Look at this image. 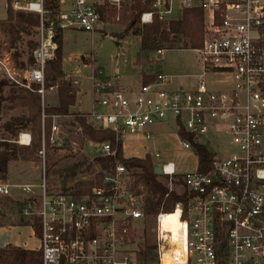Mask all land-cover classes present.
Wrapping results in <instances>:
<instances>
[{
  "label": "built area",
  "instance_id": "obj_1",
  "mask_svg": "<svg viewBox=\"0 0 264 264\" xmlns=\"http://www.w3.org/2000/svg\"><path fill=\"white\" fill-rule=\"evenodd\" d=\"M4 1L7 14L11 9L37 15V45L34 62L22 69L10 56H1L0 75L44 97L45 67L55 56L56 36L66 30L103 29L109 9L132 10L135 0ZM140 1L150 6L141 13V24L155 16L169 22L186 8L203 10L197 84L172 88L171 78L158 72L154 80L126 91L110 89L99 72L91 76L88 121L114 131L122 142L128 131L146 132L173 117L186 148L194 149L193 143L181 131L214 155L208 169L198 164L181 176L173 162L158 166L169 190L185 194L186 200L174 207L179 211L178 235L164 227L166 211L154 215L157 264H264V0ZM34 83L40 87L35 89ZM57 130L54 121L50 143L57 141ZM31 141L29 131L20 132L18 142ZM97 145L101 154L112 152L108 141ZM45 151L43 127L39 152ZM134 179L133 170L117 164L88 192H49L44 183L41 199L23 207L26 215L39 219L42 264H140L141 250L131 245L146 213L131 189ZM9 192L10 185L0 180V195Z\"/></svg>",
  "mask_w": 264,
  "mask_h": 264
},
{
  "label": "rangeland",
  "instance_id": "obj_2",
  "mask_svg": "<svg viewBox=\"0 0 264 264\" xmlns=\"http://www.w3.org/2000/svg\"><path fill=\"white\" fill-rule=\"evenodd\" d=\"M110 10H114L115 13L111 19H104L103 29L94 32L66 30L63 33L65 77L72 80L77 89L80 85L74 107L75 111L90 112L93 108L90 75L91 65L94 63L101 67L105 75L120 77L121 81L130 80V78L132 80L136 73L129 72V70H134L132 62L137 55V61L140 60L142 63L145 61H147L145 63L154 62L155 70L161 69L165 73L174 74V87L179 82L190 85L196 81V75L201 72L200 65H197L198 53L196 51L189 47L176 46L166 48L162 56L159 55V58H154V51L144 52L141 50L140 35L131 31L128 36L119 37V34L131 22L132 10L127 8L121 11ZM109 11L105 16L109 14ZM6 15L5 1L0 0V57L10 56L15 61L16 66L21 69L24 68L21 67V61L29 65V55L33 56L34 48L32 49L29 41L36 42L35 26L33 27L34 35L23 34V39L14 47L5 26ZM118 41L120 44H117ZM16 50L23 52L19 59L14 55ZM76 79L80 80V84L74 82ZM14 84L10 83L5 86L4 97L9 96L12 86L15 88L23 87ZM58 102L57 87L53 86L46 89L43 103L49 106ZM10 106L9 99H3L0 108V138L11 137L15 139V136L6 131L4 124L14 116L27 114L24 108H11ZM54 121L58 125V130L54 134L57 141L47 145L44 154L37 150L35 156L31 158L36 160L37 167L30 176L28 193L37 197L42 195L44 183L49 192L60 190L64 186L74 190L76 182L94 179L101 169L94 160L96 156L101 154L97 143L86 136L77 124H71V118L68 116L53 117L52 122ZM154 131L155 133L151 138L146 137L142 132H126L122 138L124 155L127 157H144L150 154L155 166L173 162L180 176L196 168L198 156L195 150L186 148L181 143L180 133L172 121L157 125ZM204 139L208 140V138H202V140ZM215 148L219 149V147ZM222 149L225 151L224 147ZM157 152L160 154L159 157H155ZM159 179L167 184L163 176L160 175ZM10 191L13 193V188H10ZM4 197L6 196L0 198ZM15 218L17 221L18 217ZM30 219L32 220L33 216L30 215ZM154 228V216L146 215L145 220L140 221L134 243L131 245L132 249L141 250L138 256L140 264H157L155 250L149 258H146L142 252L143 250L147 251L149 245H154Z\"/></svg>",
  "mask_w": 264,
  "mask_h": 264
},
{
  "label": "trees",
  "instance_id": "obj_3",
  "mask_svg": "<svg viewBox=\"0 0 264 264\" xmlns=\"http://www.w3.org/2000/svg\"><path fill=\"white\" fill-rule=\"evenodd\" d=\"M150 9L149 4H144L140 0H135L132 4V19L126 29L119 34L124 38L132 33L141 36V50L153 52L158 49L172 47L198 48L203 41L204 12L201 8H186L179 19L163 22L155 16L150 23L140 24V15L143 11ZM110 10L103 19L109 20L114 14ZM38 24V17L34 13L9 9L7 14L6 29L11 37L12 46L23 39V34L34 35L33 27ZM57 48L55 56L50 59L45 67V88L57 87L59 102L56 105L46 106L43 103V96L37 91L25 87H11L9 96L4 97V88L10 84L7 78L0 79V108L3 99H9L11 107L24 108L27 114L14 117L6 124L7 130L16 136L21 129H28L32 135L29 145L19 144L9 141L8 138L0 139V180L7 178L8 164L11 160L31 159L42 147V132L45 130L46 146L50 144L52 118L54 115L72 116L81 131L96 143L110 142L112 152L100 154L94 160L101 167L94 179L80 180L75 183L74 192H88L92 186L98 184L104 171L114 169L117 164H123L128 169L133 170L134 181L131 185L132 191L140 195L146 215L154 216L160 210L166 212L174 211L175 204L185 201L186 195L179 194L174 190H169L168 186L159 179V174L155 171V164L149 154L145 157H127L123 152V145L117 140L116 133L110 129L95 127L88 121L87 112H72L71 106L76 102L77 88L72 80L65 77L63 69V36H56ZM32 49L37 42L29 41ZM21 51L16 50V58L22 56ZM34 62L33 56L29 55V65ZM21 67L26 64L21 61ZM154 77L145 75L144 82H150ZM15 85V84H14ZM34 88H39V83L33 84ZM43 113L45 117L43 118ZM181 135L190 139L194 150L199 158V168L206 170L211 166L213 153L206 145L196 143L192 136L181 131ZM32 225L39 235L40 224L37 216H33ZM154 245H149L147 251H142L146 258L153 254ZM156 256V252H155ZM0 264H42V255L39 249H28L16 246H6L0 249Z\"/></svg>",
  "mask_w": 264,
  "mask_h": 264
},
{
  "label": "crops",
  "instance_id": "obj_4",
  "mask_svg": "<svg viewBox=\"0 0 264 264\" xmlns=\"http://www.w3.org/2000/svg\"><path fill=\"white\" fill-rule=\"evenodd\" d=\"M182 15H183V12H182V14H178V16L172 20L179 19L182 17ZM6 17H7V15H6ZM62 36H63V34H62ZM139 37H141V36H139ZM117 44H120V41H118ZM140 48H141V45H140ZM196 49L197 48H193L194 51H196ZM153 54H154V58L155 57L159 58V55L162 56L163 53L162 54H156V51H154ZM137 57L138 56L136 55V57L134 58V60L132 62V68H134V70H129V72L132 71L133 73H136V75L132 78V80L130 78V80L126 79L125 81H121L120 77L115 78L112 75H107V74L105 75L103 73L101 67L97 66V64H95V63L91 65L90 79H91L92 75H94V74L97 75L100 72V74H98L97 76H99L102 80L107 81L109 83L110 89L119 88V89H124L126 91H129V90L138 89L141 86V84L144 83L143 79H144L145 75H149V76L154 77L152 79V80H154L156 73H158V72L165 73L161 69L158 71L155 70L154 69V62L150 63V61H149V63H145V62H147V61H145L144 63H142L140 60L137 61ZM10 60L16 66L15 61L11 57H10ZM197 63H198L197 65L198 66L200 65V68H201L199 56L197 58ZM63 67H64V58H63ZM17 69H20V68L17 67ZM64 69H65V67H64ZM201 71H202V68H201ZM165 74H167L171 78V84L169 86L173 88L174 87L173 86L174 85L173 80L175 78V75L174 74H168V73H165ZM199 74L196 75L197 79L192 84L185 85L183 82H179L175 87L182 86V85L185 87H195L197 84V81H198V75ZM1 78H4V76L0 75V79ZM121 78H122V76H121ZM74 82L80 84L79 79H76ZM10 83H13V82L10 81ZM91 89H92V79H91ZM79 91H80V85H79V88L77 89V95H78ZM77 95H76V98H77ZM92 97H93V91H92ZM92 100H93V98H92ZM75 104L72 105L70 108L72 112H84V111H75L74 110ZM18 108H20V107H18ZM26 113H27V111H26ZM14 117H12L10 120H12ZM68 117L71 118V122H70L71 124H76L72 116H68ZM171 121L177 127V123L174 120V118L169 117L168 119H166L162 122L150 125L147 128L146 132H142V133H144L146 135V137H148L147 133L150 132L151 137H153V135L155 133L154 130L156 129L157 125L162 124V123H170ZM7 123L8 122H6L4 124V127H5L6 131L9 132L6 128ZM23 131L27 132L28 130H26V129L19 130L18 134L15 136L16 137L15 139H13L11 137H3L0 139L8 138L9 141L18 142L17 138H18L20 132H23ZM177 131H178V127H177ZM151 137H148V138H151ZM18 143L24 144V145H29L26 143H20V142H18ZM155 157H157V156L155 155ZM152 160H153V158H152ZM198 164H199V158H198ZM198 164H197V166H198ZM36 167H37V162L35 159H16V160H11L8 164L7 178L3 181L7 182L10 185V188H13V193H11V191H10L9 194L1 195V196H6V197L0 198V249L4 248L6 246H9V245L16 246V247H22V248H28V249H39V247H40L39 235L36 233V231L32 225L33 219L31 220L30 215H26L23 212V207L28 202L39 201L41 199V196L37 197L35 195L28 193V190H29L28 185H29L30 176ZM64 188H66V187L64 186ZM15 217H18L17 221L15 220L16 219Z\"/></svg>",
  "mask_w": 264,
  "mask_h": 264
},
{
  "label": "bare ground",
  "instance_id": "obj_5",
  "mask_svg": "<svg viewBox=\"0 0 264 264\" xmlns=\"http://www.w3.org/2000/svg\"><path fill=\"white\" fill-rule=\"evenodd\" d=\"M28 136H23L22 140L26 141ZM163 225L168 230L174 232V235L180 234L179 227H180V218H179V211H172L167 212L165 215V219L163 220Z\"/></svg>",
  "mask_w": 264,
  "mask_h": 264
},
{
  "label": "water",
  "instance_id": "obj_6",
  "mask_svg": "<svg viewBox=\"0 0 264 264\" xmlns=\"http://www.w3.org/2000/svg\"><path fill=\"white\" fill-rule=\"evenodd\" d=\"M155 171L158 173V174H161L162 170L160 167L158 166H155Z\"/></svg>",
  "mask_w": 264,
  "mask_h": 264
}]
</instances>
